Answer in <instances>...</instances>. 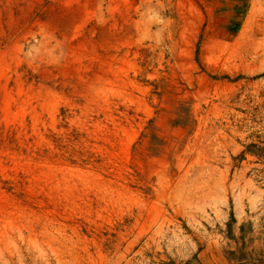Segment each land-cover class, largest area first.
<instances>
[{"label": "rangeland", "instance_id": "rangeland-1", "mask_svg": "<svg viewBox=\"0 0 264 264\" xmlns=\"http://www.w3.org/2000/svg\"><path fill=\"white\" fill-rule=\"evenodd\" d=\"M262 163L264 0H0V264L264 261Z\"/></svg>", "mask_w": 264, "mask_h": 264}, {"label": "crops", "instance_id": "crops-1", "mask_svg": "<svg viewBox=\"0 0 264 264\" xmlns=\"http://www.w3.org/2000/svg\"><path fill=\"white\" fill-rule=\"evenodd\" d=\"M240 225L239 222H236ZM195 262V263H194ZM190 264H264V261L254 262L247 260H228L224 257H221L218 254H215L208 249L202 250L198 255L195 261H192Z\"/></svg>", "mask_w": 264, "mask_h": 264}, {"label": "built area", "instance_id": "built-area-1", "mask_svg": "<svg viewBox=\"0 0 264 264\" xmlns=\"http://www.w3.org/2000/svg\"><path fill=\"white\" fill-rule=\"evenodd\" d=\"M256 174H257L256 184L259 186V189L261 190V195L259 199L260 214H262L263 217L264 216V163L258 166ZM157 264H168V263L161 262Z\"/></svg>", "mask_w": 264, "mask_h": 264}]
</instances>
